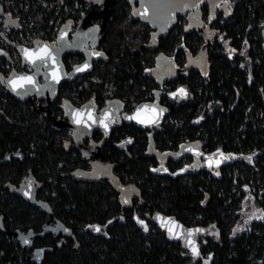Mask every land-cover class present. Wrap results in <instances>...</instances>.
Returning a JSON list of instances; mask_svg holds the SVG:
<instances>
[{
	"label": "trees",
	"instance_id": "16d2710c",
	"mask_svg": "<svg viewBox=\"0 0 264 264\" xmlns=\"http://www.w3.org/2000/svg\"><path fill=\"white\" fill-rule=\"evenodd\" d=\"M52 1L67 3L70 11H47L39 0H31L29 11L15 10L5 0H1V5L14 16L23 13L33 20L31 27L24 23L21 27L39 35L43 31L51 39L59 21L75 24L81 18V10L73 7L75 0ZM79 1L84 4V0ZM90 8L91 5L83 8L82 14ZM129 10L124 0L113 5L112 20L101 40L109 61L96 63L90 74L96 73L104 82L114 83L115 97L125 98L127 104L132 99L145 102L152 99L148 96L151 92H163L168 112L160 125L162 147L171 148L182 140L197 138L209 148H222L233 157L215 177L157 174L151 169L155 166L154 158L143 156V134L137 130L134 135L141 149L138 148L135 160L125 161L123 168L126 176H134L145 210H166L187 225L210 223L214 238L207 236L199 254L194 255L160 230L142 231L130 213L125 223L113 228L110 240L83 235L76 247L69 243L47 255L42 264H264V0H229L226 14L212 24L216 33L212 46H206L201 36L184 32L185 19L179 15L168 34L159 39L158 46L148 49L151 28L130 16ZM12 34L17 36L15 31ZM203 48L204 70L192 65L162 83L150 75L159 55L188 66L189 56H196ZM7 61L0 50V63ZM163 83L169 84V88ZM176 86L187 89L186 95L174 97L170 92ZM103 91V84L92 83L87 93L100 102ZM70 97V91L62 89L55 106ZM3 98H9L8 110L22 124H8L0 116V213L7 210L14 221L21 216V224L31 223L36 208L18 197L14 199L2 187L9 178L13 180L16 174L26 172L27 161L33 166L41 164V179L49 192H56L55 198H47L65 221L79 226L119 210L114 191L106 181H80L65 176L79 157L72 156L75 149L65 148L64 138H70L66 129L56 130L51 120L33 114L28 107H19L0 86V107ZM128 127L135 126L121 123L112 132L105 150L109 159L117 155L111 142L122 134L121 129ZM31 141H35L33 149ZM18 152L25 157L22 163L13 157ZM245 153L251 159L246 161ZM7 158L14 162H5ZM60 162L62 166H58ZM176 166L170 163L171 169ZM205 192L209 194L207 202H203ZM248 197L253 198L249 210H255L253 204L257 203L256 210H261V214L244 219L239 210H243ZM243 220L251 221L250 226L232 237Z\"/></svg>",
	"mask_w": 264,
	"mask_h": 264
},
{
	"label": "flooded vegetation",
	"instance_id": "af4514ba",
	"mask_svg": "<svg viewBox=\"0 0 264 264\" xmlns=\"http://www.w3.org/2000/svg\"><path fill=\"white\" fill-rule=\"evenodd\" d=\"M124 1L127 2L130 7V3L126 0ZM0 5H1V0H0ZM0 9H2V5ZM228 9H229V0H227L226 3L225 2L220 3L213 17L212 15H210L208 5L206 3H202L199 7H196L194 9L196 13L190 17L189 24H188V19H187L186 14H178L177 21H178V16L179 15L182 16L185 19V22L182 26L183 31L186 33L189 32V33H194L198 36H201L205 40L204 44L206 46L207 44L212 46L215 43L214 38L216 36L215 28L214 26H212V24L219 16H224ZM129 15L132 16L130 13V10H129ZM25 18L27 21H33V20L28 19L27 17ZM79 20H77L75 24L72 21H70L71 24H70L69 36L73 34ZM94 22L99 23L100 20L95 19ZM174 25H172L171 27H173ZM3 28L5 29V31L3 30ZM25 30L27 29L23 27L9 28L8 24H6L5 21L0 20V39H1L0 44L2 45L0 47V50H1V54H3L8 60L5 63L4 62L0 63V73L2 74V79L4 81H6V79L8 78L12 70L18 73L32 72L34 70V67L28 64L22 63L20 54H19V58L15 59L10 50V46L13 45L15 39L19 38V32L25 31ZM13 31H15V34H17V36L12 34ZM151 31L152 29L150 30V34H151ZM5 32H6V35L4 34ZM33 32H35L34 41L36 39H44L48 41H53V40H56L57 35H58V30H55V34L52 36L53 38L48 39L46 38V35H41V34L39 35L36 33L35 30H33ZM36 34H37V37H36ZM101 40H100L99 48L104 50L106 54L109 56L107 50L102 48ZM34 41L31 45L23 44V43H21L20 45L23 44L25 46H33ZM149 42H150V38H149ZM18 53H19V50H18ZM205 54H206V49L203 48V50L196 55V56H200V60H202L203 66H200V63L198 62V60H195L196 56H189L188 66L186 65L180 66L178 65V63H175L172 59H169L163 55H159L156 58L155 67L150 71V75H153L158 83H162L166 80L171 79L175 74L188 70L192 65L195 67H198L199 69L204 70L206 66V55ZM84 59H85V56L81 53H69V54L64 55L62 58L67 72H69L75 64L82 62ZM99 62H106V61H104L103 59L94 61L92 70L94 69L95 64ZM92 70L83 75L73 77L72 80L70 81L64 80L59 84L58 94L62 89H68L70 91L71 97L62 99V101L59 102L55 106V99L58 96L57 94V96L50 102L49 109L52 111V115L56 119L61 120L63 118V113H64L63 104H65L67 100H69L70 103L76 106H80L82 103L87 102L91 98H94L93 96H89V94L87 93L90 90V88L89 90L82 92V94L83 93L85 94V97L84 98L82 97L79 100H75L73 98V93L71 90L72 86H74L75 84H78L79 82H81L82 79L90 75ZM76 79H78V81L74 84H71ZM40 80L43 81L41 78ZM110 83L112 82L102 81V83H94V84H103V88H104V91L102 94V101L99 102L96 98H94V100L97 103L98 112L101 107L106 105L109 99L117 98L115 97L116 85L114 83H112L114 88L112 89L111 94H108L106 92L107 85ZM163 85L165 87L166 84L163 83ZM0 86L4 89V91L8 95L12 96L17 101L18 103L17 105L19 107H24V108L28 107L33 114H38L48 119L46 117L45 112H39L37 110L40 107V104H46V100L44 99L38 100L35 93L28 92V94L29 93L31 94L30 97L32 96L34 103L32 104L28 99H25L24 101H22L20 99H17L11 92H9L6 89V87L2 85L1 80H0ZM159 93H160V97L159 99H156L155 98L156 93L151 92L148 96L152 99L148 101L158 100L161 103H165V101L162 99L163 92L161 93L159 91ZM8 99L9 98H3V103L0 107V110H2V113H0V116L3 117L5 122L8 124H13V123H16L18 125L22 124L21 121L16 120V117L11 116L13 112L12 110L11 111L8 110V108L10 107L8 103ZM119 99H121L124 102L123 107H122V110L120 111V116L115 119L113 126L110 129L109 133L105 134V131H102L101 129L93 130V132L88 137L83 138L81 142L82 147L75 146V142L72 138V131L68 127L66 126L60 127L59 125L56 126V124L51 121L56 130H62L64 128L68 131L70 138L68 139L64 138L65 148L67 150H70V149L76 150L75 152H73L72 156L75 157L79 155L78 161L75 160L76 161L75 167L67 171L65 176L66 177L68 176L70 178H73L75 180H80V181H89V182H95V181L105 182L106 181L110 185L112 190L114 191L115 199L119 206V210H114L112 214H110L109 216L105 217L102 220H92L90 222H85V224L79 225V226L72 224V221L71 222L65 221L62 214L59 216L58 211L54 210V204L50 202L47 198L50 195L53 198H55L56 192H49L48 186L45 184V181L41 179V173L43 171V169L41 168V164L36 163V166H33L32 164H29L30 163L29 161H27L26 172L22 171L16 174V176L13 177V180L9 178L3 183L2 187L4 189H7L8 190L7 193L9 195H12L14 199L18 197L22 199L24 202H26L27 204L35 207L36 210H33V218L31 219V223L27 224L26 226L25 224H21V221H22L21 216L17 219V221H14L9 211L4 210L1 213L3 216V222L5 226L11 230L19 229L22 231H27L28 229H32L34 231H39L43 227V225L46 223V221L49 219L48 212L44 210H40L38 206L25 200L22 195L18 194L15 191H11L10 187L4 186L5 183H11L16 186H20L21 183H24L27 185V192L29 193L30 186L28 184L29 182H27V178L30 175H32L34 177L35 187L37 186L38 182H41V186L36 188V198L47 201L52 207L53 209L52 211L54 215L60 221V222L59 221L55 222L52 219L48 222L49 225H47V227L48 228H52V227L58 228V230L54 231L53 233H47L44 236L36 235L35 237L32 238L31 244L27 246V249L25 251L23 250V246H22L24 245V243L22 244L19 240L14 238L12 234L0 231L1 232L0 263L1 264H11V263L13 264H42L44 260L46 259L47 255L55 254L57 251H60L66 246H68L69 243L72 244V247H76L79 243V239L82 238L83 235L91 237V238L99 237L101 239L110 240L112 232H113V228L117 224L125 223L130 213H132V220L135 222L136 226L139 227L142 231L148 232V231H153V230H160L168 238L173 239L171 236L168 235V233H166V231H164L161 227L158 226L157 223L153 221V214L155 212H159L165 215H171V214H169L166 210H158L157 208L152 209V210H145L147 208L146 206L143 207L145 202L141 201L140 190L135 185V182L133 180L134 176L132 174L130 176H126V172L123 168L125 161L135 160L136 156L138 155L137 150L139 146H137V142H136L138 137L134 135L135 134L134 132L137 130L143 134L142 136L143 146L141 147L143 148L145 146L143 156L154 158L155 166H152L151 169L154 170L155 173L157 174L171 173L174 176L176 175L183 176V174L188 175V174L193 173L197 175L199 179H202L205 175L210 176V177L211 176L215 177V175L218 173L220 168L231 160V159L220 160L223 156L229 153L225 150H222V148H216V147L209 148L208 146L204 145V142L197 140V138L194 140H189V139L182 140L179 142L177 146H173L171 148L162 147L161 144L159 143V139H160L159 134H160V131H162V128L160 127V125L166 115L162 118L161 122L156 126H151V127H146V128L140 127L136 125L134 122L127 121L124 118V113H127V114L132 113L139 103L135 101L136 103H134V105L132 104V102L127 104V100L125 98H119ZM121 123L133 124L135 127L134 128L128 127V128H125V130L121 129L123 130V132L120 131L122 134L120 136L118 134H117L118 136L116 135L117 139L113 140V142H111V145L112 147H114V150L117 152V155L113 157L112 159H109L108 154L105 151L107 147L109 146V144H107V141L111 139L112 132L114 130L119 129V125ZM34 144H35V141H31L30 146L32 149H33ZM7 156L9 158V155ZM28 156H32V155L28 154ZM13 157L17 159L16 162L18 163L24 162L23 159L25 157H23V155L19 152L15 153ZM8 158L4 159L5 162L6 161L14 162L12 160L10 161V159ZM243 158L247 161L249 159L248 153H245L243 155ZM75 161L72 162V164L75 163ZM62 163L63 162H60L58 166H62ZM106 163H109L111 165L112 167L111 171L114 175V178L113 176L105 175V171L107 170ZM170 163L175 164L177 166L174 167V169H171ZM45 167L46 166H44V169ZM33 169H35L36 172H34ZM45 171L48 172L49 169L47 168L45 169ZM208 199H209V194L208 192H205L203 202H207ZM252 200L253 198L250 199V197L246 199L244 206H243L244 211L250 209L252 205L251 202H253ZM256 206L258 208V204L254 203L253 207H255L254 208L255 210L257 209ZM251 210H253V208H251ZM197 216L201 217L202 214H197ZM141 220L145 221V224H146L145 227H142V225L140 224L139 221ZM250 222L244 221L243 224L239 225L238 228L234 230L235 233L232 235V237L236 233H240L241 231L248 228V225ZM187 226H199L202 228V231L199 232L194 237V239L200 245L198 251L200 250L202 244L205 243V241L207 240V236H209V238L211 239L214 238L212 235V230L209 227L210 223L203 225L202 223L198 222L194 224H189ZM96 227H98L100 231H96L95 230ZM64 229L66 230L64 231ZM40 248H44L43 256L41 259H39L40 252L37 251ZM183 248L186 249L185 247ZM186 251H189L190 253H192V251L188 249H186ZM31 254H32L33 259L24 261V258H27V256Z\"/></svg>",
	"mask_w": 264,
	"mask_h": 264
},
{
	"label": "water",
	"instance_id": "95a60500",
	"mask_svg": "<svg viewBox=\"0 0 264 264\" xmlns=\"http://www.w3.org/2000/svg\"><path fill=\"white\" fill-rule=\"evenodd\" d=\"M91 5L90 10L80 18L76 25V28L71 36H69L70 21H65L60 26L56 40L48 41L44 39H36L33 46L20 45L19 54L22 63L28 64L34 67L32 72L18 73L12 70L4 81L2 79V74L0 73V80L2 85L11 92L17 99L24 101L28 99L32 104L33 99L30 97V93H35L38 100H46V104H40L37 109L39 112H45L46 117L50 119L56 126H66L72 131V138L75 142V146L82 147V140L88 137L93 130L101 129L108 134L113 126L116 118L120 116V111L123 107V101L119 98L109 99L105 106L97 111V103L94 98L89 99L87 102L82 103L80 106H76L70 103L69 100L66 101L64 106L63 118L61 120L56 119L52 115L50 108V102L57 96L59 84L66 80L70 81L73 77L83 75L90 72L93 67V62L103 59L104 61H109V56L104 50L99 48L100 40L102 39L105 31L107 30L108 23L112 20V7L118 0H85ZM130 3V13L133 18L138 19L140 22L147 24L151 27L152 31L150 34V42L146 45L147 48L153 49L158 46L159 39L168 34L169 29L172 25L177 22L178 14H186L189 24V19L192 15L196 13L194 10L199 7L202 3H206L209 7L210 15L214 17L218 5L222 2H227V0H126ZM1 7V5H0ZM99 19V23H95L94 20ZM187 24V25H188ZM61 37H63L61 39ZM43 46H48V50L51 53L50 57H44L43 60H37L32 63L26 60L24 55V50L27 49L31 52H38ZM69 53H81L85 56V59L75 64L69 72L66 71L64 62L62 60L63 56ZM95 53H100L101 55H95ZM89 67L81 72H76L77 67H82L85 64ZM53 73L56 74L58 79H53ZM19 77H31L32 83H23V87L13 89L10 81L17 79ZM40 78L43 80L41 81ZM28 92H30L28 94ZM149 106L147 110L141 111L136 119H128V117L137 116V110L142 106ZM161 110H163L161 112ZM168 106L165 103H161L158 100L145 101L139 103L135 110L130 113H124V118L127 121L134 122L140 127H151L158 125L162 118L167 114ZM2 113V110H0ZM77 113H80L77 116ZM76 119H80L81 123L77 124ZM141 120L145 121H155L153 123H141ZM103 121V122H101ZM105 124L107 127H105ZM233 157L232 154H227L223 156L220 160H228ZM107 170L105 171L106 176H113L112 167L109 163H106ZM29 182L30 192H27V185L21 183L20 186H16L11 183H5V187H10L11 191H15L22 195L23 198L32 204L38 206L40 210L48 212L49 219L43 225L39 231H34L28 229L27 231H22L19 229L11 230L5 226L3 222V216L0 213V231L10 233L19 240L22 244L24 243L23 250L27 249V246L31 244L32 238L36 235L44 236L47 233H53L58 230V228H48L47 225L50 220L59 221L58 218L53 213V209L50 204L41 199L36 198V188L41 186V182L34 186V177L30 175L27 178ZM166 220L175 221L177 227L174 228L175 232H179L178 237H174L169 233L168 228L171 227L170 224L165 223ZM153 221L158 224L169 236L173 239L179 241L183 247L192 251V247L199 249V243L194 239V237L201 231H193L189 235L188 230L201 229L199 226H187L178 220L174 215H165L159 212L153 214ZM60 222V221H59ZM163 225V226H162ZM97 226V225H96ZM66 229H64L65 231ZM235 231L233 232V234ZM191 240L192 244L188 241ZM40 252V258L43 256L44 248L37 250ZM33 254V253H32ZM32 254L28 255L25 260H30ZM1 264V263H0ZM13 264V263H11Z\"/></svg>",
	"mask_w": 264,
	"mask_h": 264
},
{
	"label": "built area",
	"instance_id": "2783aa9c",
	"mask_svg": "<svg viewBox=\"0 0 264 264\" xmlns=\"http://www.w3.org/2000/svg\"><path fill=\"white\" fill-rule=\"evenodd\" d=\"M41 3V6H43V8H45L47 11H54L56 14L61 11L63 12H69L70 10V6L64 2V4L62 3H56L53 2L52 0H39ZM74 8H77L79 10H81V13H83V8L89 6L90 4L88 2H86L84 0V4L81 3L79 0H75L74 1ZM5 4L7 6H11L13 7L15 10H23V11H29V8L31 6V0H5ZM58 13V14H59ZM42 13H39V17H41ZM0 20H3L6 22V24H8L9 28H20L22 25V23H24L25 25H28V27H30L33 24V21H27L25 16L22 15L20 17L14 16L12 15L9 11H6L4 9H0ZM60 20V19H59ZM62 25L61 21L58 22V24L54 27V30H58L60 29V26ZM3 30L5 31V29L3 28ZM6 35V32L4 33ZM41 35L44 34L43 31H41L40 33ZM37 37V34H36ZM35 39V32L27 29L25 31H20L19 32V38L15 39L14 43L12 46H10V50L11 53L13 55V57L15 59L19 58V47L20 44H28L31 45L33 43ZM1 41V39H0ZM103 79L101 78V76L99 75H94V74H90L87 77H85L84 79L81 80V82H79L78 84H75L74 86H72L71 90L73 93V98L75 100H79L80 98H84L85 94L82 92L89 90L90 85L92 83H102ZM114 88V86L112 85V83L107 85V93L111 94L112 89Z\"/></svg>",
	"mask_w": 264,
	"mask_h": 264
},
{
	"label": "snow or ice",
	"instance_id": "6c2138e0",
	"mask_svg": "<svg viewBox=\"0 0 264 264\" xmlns=\"http://www.w3.org/2000/svg\"><path fill=\"white\" fill-rule=\"evenodd\" d=\"M62 38L63 37H61V39ZM24 55H25L26 60H29L32 63H35L37 60H43L44 57H50L51 56V53L48 50V46H43L42 48L39 49L38 52H31V51L25 49L24 50ZM95 55H101V54L100 53H95ZM88 67H89V65L86 63L82 67H77L75 69V71L76 72H81V71H84L85 69H87ZM53 79H58V77L56 76L55 73H53ZM21 81L30 84V83H32V78L31 77H19L18 80L17 79H14V80L10 81V83L13 86V89H16V88H19V87H23V83H21ZM178 94L180 96H185L186 95V92H185V90L183 88H181V89H178L177 90V93H172V95L174 97L176 95H178ZM148 108H149V106H147V105L142 106L140 109L137 110V116L128 117V119H136L141 111L147 110ZM162 111L163 110H161V112ZM79 115H80V113H77V116H79ZM75 122L77 124H80L81 123V120L80 119H76ZM101 122H103V121H101ZM140 122L141 123H153L155 121H145V120H141ZM105 127H107L106 124H105ZM225 159H228V157H225ZM249 159H251V158L249 157ZM139 222L140 223H143V221H139ZM165 223L171 225V227L168 228V231H169L170 234H172L174 237H178L180 235L179 232H175L174 231V228L177 227V225L175 224V221L166 220ZM95 230L96 231H100V229L98 227H96ZM193 231H202V230L201 229L188 230L189 235H191ZM188 243L189 244H192V241L189 240ZM192 252H193L194 255H198L199 254L198 251H197V249L195 248V246L192 247Z\"/></svg>",
	"mask_w": 264,
	"mask_h": 264
},
{
	"label": "rangeland",
	"instance_id": "374dc122",
	"mask_svg": "<svg viewBox=\"0 0 264 264\" xmlns=\"http://www.w3.org/2000/svg\"><path fill=\"white\" fill-rule=\"evenodd\" d=\"M81 15V17L83 16V14L81 13L80 14ZM195 60H198V62L200 63V66H203V62H202V60H200V56H196L195 57ZM94 75H98V74H96V73H94ZM169 87V84H166L165 85V88H168ZM178 89H181V87H179V86H176L175 87V89H173L172 91H171V94L172 93H176L177 92V90ZM184 89V88H183ZM185 90V92L187 93V89H184ZM152 95V94H151ZM159 97H160V93L159 92H157L156 94H155V98L156 99H159ZM132 104L134 105V103H136L135 102V100L134 99H132ZM210 105V104H209ZM169 120H171L170 118H169ZM171 121H173V120H171ZM256 208H257V206H256ZM252 214H254V215H256V216H258V215H260L261 214V210H239V215H240V217L241 218H250L251 217V215ZM256 218H258V217H256ZM258 220V219H257ZM141 221H143V223H140L141 225H142V227H145V221L144 220H141ZM243 222H244V220H243ZM241 223H242V221H241ZM250 226V223H249V225H248V227ZM234 236H236V235H234ZM213 238V237H212ZM200 246V245H199ZM186 250V249H185ZM187 252H189V251H187ZM190 253V252H189Z\"/></svg>",
	"mask_w": 264,
	"mask_h": 264
}]
</instances>
